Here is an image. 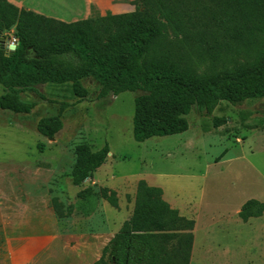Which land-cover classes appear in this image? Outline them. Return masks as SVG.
Listing matches in <instances>:
<instances>
[{
    "label": "trees",
    "instance_id": "obj_1",
    "mask_svg": "<svg viewBox=\"0 0 264 264\" xmlns=\"http://www.w3.org/2000/svg\"><path fill=\"white\" fill-rule=\"evenodd\" d=\"M134 5L132 13L64 23L0 0V31L15 29L18 41L11 54L0 47V84L5 88L0 109L33 113L38 103L24 100L22 94L39 93L40 85L71 84L83 99L88 94L83 81L93 79L100 85L101 99L141 92L135 99L133 136L143 143L188 131L187 116L194 107L211 116L222 101L242 106L264 98V0H136ZM170 33L197 48L214 43L218 53L242 56L244 64L234 71L201 76L166 47ZM55 103L60 104L58 114L37 123V131L47 138L63 129V115L74 106ZM226 123V118H214L216 127ZM75 153L71 181L81 187L108 161L111 148L105 144L93 151L82 143ZM96 195L86 188L78 199L87 202ZM163 195L161 188L138 182L131 219L96 264L190 263L196 223L172 208ZM98 197L119 207L115 190L102 187ZM52 207L60 220L75 210L56 197ZM263 215L264 203L255 199L239 213L244 222Z\"/></svg>",
    "mask_w": 264,
    "mask_h": 264
},
{
    "label": "rangeland",
    "instance_id": "obj_2",
    "mask_svg": "<svg viewBox=\"0 0 264 264\" xmlns=\"http://www.w3.org/2000/svg\"><path fill=\"white\" fill-rule=\"evenodd\" d=\"M14 32L0 34V47L7 54L12 50L3 38L12 39ZM181 40L182 36L170 33L166 47L201 76L234 71L244 64L242 56L218 53L214 43L197 48ZM83 85L88 90L83 99L75 95L71 84L36 87L46 100L36 92L23 93L24 100L38 103L29 115L0 109V163L28 166L18 167L12 177L25 193V173L32 170L35 186L33 214L14 217L3 211L0 216V264H8L12 237L30 239L35 255H40L26 264H72L66 256L55 260L67 250L75 254V264H85L82 238L106 230L116 235L133 215L135 183L143 177L165 189L167 199L196 221L189 264H264V215L247 222L239 216L247 201L264 203V98L242 106L222 101L211 116L201 115L194 107L187 116L190 127L185 133L138 143L133 120L135 99L141 92L101 99L97 81L87 79ZM4 91L0 84V97ZM55 102L74 106L65 111L63 129L50 140L37 131V123L58 114L60 104ZM215 117L226 118L227 123L216 127ZM82 143L93 151L109 144L111 155L104 166L114 174L109 182L116 187L118 208L98 197L107 186L101 178L93 177L81 187L73 185L75 150ZM86 188L97 195L91 201H80L78 194ZM54 197L65 206L74 205L70 218L57 217Z\"/></svg>",
    "mask_w": 264,
    "mask_h": 264
},
{
    "label": "crops",
    "instance_id": "obj_3",
    "mask_svg": "<svg viewBox=\"0 0 264 264\" xmlns=\"http://www.w3.org/2000/svg\"><path fill=\"white\" fill-rule=\"evenodd\" d=\"M11 4L19 9H25L32 11L38 15L51 18L64 23H74L91 18L95 12L100 16H106L108 14L121 15L126 13H132L136 7L134 2L136 0H8ZM9 46V45H8ZM105 163L104 165H106ZM100 167L94 174V178L98 180L101 178L106 187L116 190V187L112 182H109L114 174H111L109 170H105V166ZM27 168L28 166L19 165L18 163H11V165L3 166L0 163V216L3 211H9L12 216H30L34 212V198H35V186L34 179L31 178L34 175L32 170H28L24 177V183L26 186V192L23 193L19 190V181L17 178L12 177L13 174L17 175L18 167ZM3 171H6L5 177H2ZM109 172L111 176L109 175ZM150 186L156 185L148 177H143ZM127 178H120L117 180L126 181ZM135 183V193L138 182ZM164 192V200L167 201L172 208L177 209L180 214L188 219L187 215L183 213V210L174 202L167 199L166 191L162 187H159ZM26 194V195H24ZM240 213V212H239ZM190 220H193L192 218ZM242 220V219H241ZM195 221V220H194ZM196 223V221H195ZM196 226V224H195ZM197 227V226H196ZM193 233H195V228ZM195 235V234H194ZM115 237V234H111L109 230L96 232L82 238L84 243L85 262L94 264L101 258L103 249L106 245ZM30 239H17L12 237L11 242H8V246L12 249L9 252L10 259L8 264H26L31 262L32 259L38 260L40 255L33 251V244L29 242ZM195 247V240H194ZM68 257L72 264L74 263L75 254L73 251L67 250L59 253L55 258L56 262L62 261L63 257ZM85 263V264H86Z\"/></svg>",
    "mask_w": 264,
    "mask_h": 264
},
{
    "label": "water",
    "instance_id": "obj_4",
    "mask_svg": "<svg viewBox=\"0 0 264 264\" xmlns=\"http://www.w3.org/2000/svg\"><path fill=\"white\" fill-rule=\"evenodd\" d=\"M0 34H2V32L0 31ZM3 40L7 43V45H9L10 47V44H11V39L10 38H3ZM18 44H15L13 48H11L12 51H15L16 50V47H17ZM50 140H54L55 138H49ZM111 155V153L109 154Z\"/></svg>",
    "mask_w": 264,
    "mask_h": 264
},
{
    "label": "built area",
    "instance_id": "obj_5",
    "mask_svg": "<svg viewBox=\"0 0 264 264\" xmlns=\"http://www.w3.org/2000/svg\"><path fill=\"white\" fill-rule=\"evenodd\" d=\"M15 44H18V41H17V39L15 37H12L10 48H13Z\"/></svg>",
    "mask_w": 264,
    "mask_h": 264
}]
</instances>
